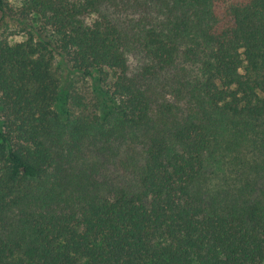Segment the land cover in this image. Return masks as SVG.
<instances>
[{
    "label": "trees",
    "instance_id": "1",
    "mask_svg": "<svg viewBox=\"0 0 264 264\" xmlns=\"http://www.w3.org/2000/svg\"><path fill=\"white\" fill-rule=\"evenodd\" d=\"M5 18L0 264H264V0H0ZM110 159L124 178L100 177Z\"/></svg>",
    "mask_w": 264,
    "mask_h": 264
},
{
    "label": "rangeland",
    "instance_id": "2",
    "mask_svg": "<svg viewBox=\"0 0 264 264\" xmlns=\"http://www.w3.org/2000/svg\"><path fill=\"white\" fill-rule=\"evenodd\" d=\"M6 1L13 6L20 4V0H6ZM125 9L130 14L122 12L119 15V17L116 19V21L118 20V22L121 23V20H125L127 16H137L143 12V7H138L132 4L127 5ZM13 26H14L13 21L11 19L5 18L3 23H1L0 25V32L2 30V32L5 33L4 30H6V33H7L10 30H13ZM21 39L22 37L20 35L8 36V40L11 42L18 41ZM128 62H129L130 70L136 73L142 67V65L146 62V59L144 55H142L140 52L133 50L130 53H128ZM54 68L57 69L58 76L60 77L62 84H65L67 87H69L70 90L76 91V93H78L81 96H84L86 99L89 98V95L87 92L89 90L90 84L87 78H84L78 74L67 72L57 63L54 65ZM152 81L154 82V84L165 83L164 80H157V78L153 79ZM155 82H159V83H155ZM90 162H92V160H90ZM101 164L104 170L106 171L100 177L110 176L112 178L122 179L126 176L124 173H121L122 166H118L116 162L112 159L108 161L104 160ZM90 165L91 163H87L84 166H82V169L85 170L86 168L90 167ZM99 168H100V165H98V169ZM119 183H120L119 180H113L112 182V184H119Z\"/></svg>",
    "mask_w": 264,
    "mask_h": 264
}]
</instances>
